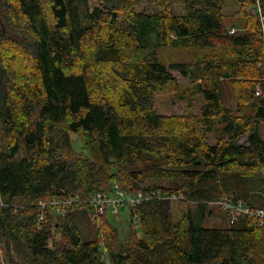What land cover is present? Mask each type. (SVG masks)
Returning <instances> with one entry per match:
<instances>
[{
  "label": "trees",
  "instance_id": "trees-1",
  "mask_svg": "<svg viewBox=\"0 0 264 264\" xmlns=\"http://www.w3.org/2000/svg\"><path fill=\"white\" fill-rule=\"evenodd\" d=\"M91 1L0 0V242L13 264H106L104 254L110 264H158V247L165 264H264V227H202L220 176L264 183V0H229L230 15L222 0H177L180 13L172 0H151L152 13L135 9L141 0ZM161 49L200 54L166 62ZM168 89L189 107L199 96V113H158ZM160 180L170 185L149 183ZM113 182L181 195L186 212L174 220L156 196L123 209L126 241L109 222L116 216L98 218L85 203L64 215L48 207L38 220L39 202L85 199Z\"/></svg>",
  "mask_w": 264,
  "mask_h": 264
},
{
  "label": "rangeland",
  "instance_id": "rangeland-1",
  "mask_svg": "<svg viewBox=\"0 0 264 264\" xmlns=\"http://www.w3.org/2000/svg\"><path fill=\"white\" fill-rule=\"evenodd\" d=\"M94 4H96V0L91 1V5L93 6ZM170 4L171 10L173 12L180 13L182 11L181 4L177 0H172ZM222 6L223 13L225 15H230L234 12V10H236V6H234L229 0H222ZM135 9L137 11H145L148 13H152L157 10V4H155L151 0H141L138 4L135 5ZM232 22H235L232 17H226L227 25ZM157 53L158 57L160 59L163 58V60L166 62H173L174 60L180 62L194 61L196 60V57L200 54L199 51L196 54L189 53L184 50L175 52L170 49H161ZM170 72L181 88H186L190 86L189 80L183 78L178 72ZM222 96L225 101V104L234 109L235 103L232 100L231 91L227 83L222 84ZM156 100L157 111L158 113L163 115L183 114L187 112L197 114L199 113V106L201 105V98L197 96L196 102L191 107L187 106L185 102L179 101L175 97L174 92L170 91V89L165 90L164 92L157 95ZM259 134L264 140V124H260ZM71 136L73 149L78 153H82L83 155L88 156V151L83 147L82 141L78 139L75 134H71ZM7 142L8 140L4 132L3 123L2 120H0V147L5 149ZM210 142L214 143V139L212 136H210ZM246 142V137H242L239 140V143L241 144H245ZM224 178L220 176L217 182H214L212 185L213 190L210 191V194L217 196V198L213 201H210L207 205L206 216L202 222V227L205 229L244 228L247 226V219L243 217H237L232 220L228 216V214L222 210L220 202L225 199H229L235 196L242 200L244 204L255 207H264V183H260L255 186L254 184H252V182H244L243 180L238 177H235L234 175L227 176L225 180ZM149 183L161 186L170 185L168 180L149 181ZM115 184L121 187L118 182H113L112 186ZM179 199V201L167 200L169 210L174 220H179L182 217V215L186 212V206L188 205V203L186 202L187 200L185 201L183 197H180ZM117 214L118 216L116 215V217H110L109 222L115 228L118 229L120 240L126 241L129 232L128 212L121 211ZM157 253L158 264H165L166 256L164 249L158 247ZM104 260L106 264H110L105 254ZM16 261H18V258L16 256H11V253H9L5 248L4 243L0 242V264H13ZM17 263L20 264V262Z\"/></svg>",
  "mask_w": 264,
  "mask_h": 264
},
{
  "label": "built area",
  "instance_id": "built-area-1",
  "mask_svg": "<svg viewBox=\"0 0 264 264\" xmlns=\"http://www.w3.org/2000/svg\"><path fill=\"white\" fill-rule=\"evenodd\" d=\"M259 13V9H258ZM264 19L261 18V21ZM263 44H264V32H263ZM262 89L259 85L255 88V96H260ZM158 197L165 200H175L179 201L181 195L171 194L168 196H163L159 192L143 193V192H127L125 189L119 187L117 184L113 185L109 192H96L90 197L85 199H80L76 197L75 199H53L51 201H45L43 203L39 202L40 215L38 220L41 222L45 219L43 211L50 207L51 211L64 215L68 206L75 203H85L93 208L96 217H102L104 215L116 216L117 213L123 209L133 208L140 205L145 200H149L152 197ZM5 204L0 198V207ZM220 206L224 212L233 220L237 217H244L247 220L255 222L258 226L264 227V208L262 207H249L246 206L240 200L225 199L220 202Z\"/></svg>",
  "mask_w": 264,
  "mask_h": 264
}]
</instances>
